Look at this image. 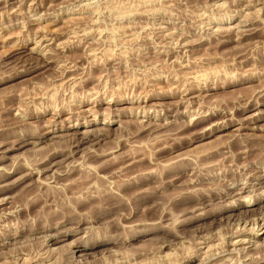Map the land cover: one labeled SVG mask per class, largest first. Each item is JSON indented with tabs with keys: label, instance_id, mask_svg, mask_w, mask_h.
Here are the masks:
<instances>
[{
	"label": "rangeland",
	"instance_id": "374dc122",
	"mask_svg": "<svg viewBox=\"0 0 264 264\" xmlns=\"http://www.w3.org/2000/svg\"><path fill=\"white\" fill-rule=\"evenodd\" d=\"M260 35L264 0H0V264H264Z\"/></svg>",
	"mask_w": 264,
	"mask_h": 264
},
{
	"label": "bare ground",
	"instance_id": "6f19581e",
	"mask_svg": "<svg viewBox=\"0 0 264 264\" xmlns=\"http://www.w3.org/2000/svg\"><path fill=\"white\" fill-rule=\"evenodd\" d=\"M261 32H262V31H261ZM261 32H260L259 34H261ZM262 33H263V32H262ZM260 36L262 37V35H260ZM262 38H263V37H262ZM263 39H264V38H263ZM261 41H262V40H261ZM261 41H260V42H261ZM261 43H262V42H261ZM21 139H22V138H21ZM23 139H24V138H23ZM40 139H41V138H40ZM40 139H39V140H40ZM41 140H42V139H41ZM25 142H26V141H24L23 143H25ZM21 143H22V141H21ZM21 143H20V144H21ZM17 147H18V146H17ZM35 170H36V169H35ZM36 171H37V170H36ZM38 171H39V170H38ZM247 186H248V185L244 186L243 188H246ZM227 190H230V189L227 187ZM227 190H226V194H228V192H229V191L227 192ZM92 197H94V196L92 195ZM96 197H97V196H96ZM96 197H95V198H96ZM87 198H88V197H87ZM242 198H243V197H242ZM249 198H250V197H249ZM250 199H251V198H250ZM85 200H86V199H85ZM122 200H123V199H122ZM123 201H124V200H123ZM254 201H255V199H254ZM63 203H65V202H63ZM66 203H67V202H66ZM66 203H65V204H66ZM119 203H120V202H119ZM68 204H69V202H68ZM120 204H121V203H120ZM67 206H68V205H67ZM57 209H59V208H57ZM255 231H258V230H255ZM234 233H235V232H234ZM256 233H258V232H256ZM243 242H244V241H241V239H240L239 241H237L236 244H241V243H243ZM236 244H235V245H236ZM82 254H83V253H82ZM192 255H193V254H192ZM80 257H81V255H80ZM81 258H82V257H81ZM242 258H243V257H242ZM260 258H261V257H260ZM180 259H181V258H180ZM249 260H250V259H249ZM262 260H263V262H264V257H262ZM171 263H172V262H171ZM246 263H247V262H246ZM249 263H251V264H256V263L253 262L252 260H251ZM175 264H176V263H175Z\"/></svg>",
	"mask_w": 264,
	"mask_h": 264
}]
</instances>
